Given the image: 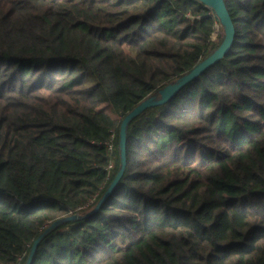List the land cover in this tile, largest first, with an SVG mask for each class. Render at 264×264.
<instances>
[{
    "label": "trees",
    "instance_id": "obj_1",
    "mask_svg": "<svg viewBox=\"0 0 264 264\" xmlns=\"http://www.w3.org/2000/svg\"><path fill=\"white\" fill-rule=\"evenodd\" d=\"M224 2L230 47L129 120L95 208L122 118L224 28L200 0H0V264L73 213L29 264H264V0Z\"/></svg>",
    "mask_w": 264,
    "mask_h": 264
},
{
    "label": "water",
    "instance_id": "obj_2",
    "mask_svg": "<svg viewBox=\"0 0 264 264\" xmlns=\"http://www.w3.org/2000/svg\"><path fill=\"white\" fill-rule=\"evenodd\" d=\"M200 1L204 2L206 6L210 7L213 10V12L216 14V16L218 17L220 24L224 28L223 40L221 41V43L218 45L217 48H215L209 55L203 58L198 64H196L188 72L178 77L175 81L166 84L165 86L160 88L158 92L142 100L122 118L121 123H120V129H119V140H120L119 147H120L121 166L119 170L117 171L114 179L108 186L107 190L105 191L104 195L101 197V199L95 206V208H97L101 204V202L106 198L107 194L116 184V182L120 179L124 171L125 164H126V157H125L126 127H127L129 120L134 115H136L139 111H141L143 108L149 105L163 103L167 101L182 86H184L186 83H188L189 81L197 77L209 65H211L212 63L217 61L219 58H221L224 55V53L228 50V48L230 47L233 41V38H234L235 28H234L233 21L231 19V16L225 5L224 0H200ZM80 216H82L81 213H73L71 215L57 218L53 222H51L50 225H48L46 229L38 237H36L35 240L33 241V244L30 249V253L28 255V258L25 264H29L38 241L46 232H48L50 229H52L54 226H56L57 224H59L60 222L64 220L77 218Z\"/></svg>",
    "mask_w": 264,
    "mask_h": 264
},
{
    "label": "rangeland",
    "instance_id": "obj_3",
    "mask_svg": "<svg viewBox=\"0 0 264 264\" xmlns=\"http://www.w3.org/2000/svg\"><path fill=\"white\" fill-rule=\"evenodd\" d=\"M219 23L216 24V27H215V30L213 32V37H215L218 33V30H219ZM107 110L111 113V114H114V111L113 109L110 107V106H107Z\"/></svg>",
    "mask_w": 264,
    "mask_h": 264
},
{
    "label": "built area",
    "instance_id": "obj_4",
    "mask_svg": "<svg viewBox=\"0 0 264 264\" xmlns=\"http://www.w3.org/2000/svg\"><path fill=\"white\" fill-rule=\"evenodd\" d=\"M108 148H109V150L112 149V144H111V142L108 143Z\"/></svg>",
    "mask_w": 264,
    "mask_h": 264
}]
</instances>
